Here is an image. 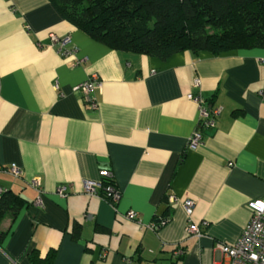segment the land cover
I'll return each mask as SVG.
<instances>
[{
	"label": "crops",
	"instance_id": "0c3cea01",
	"mask_svg": "<svg viewBox=\"0 0 264 264\" xmlns=\"http://www.w3.org/2000/svg\"><path fill=\"white\" fill-rule=\"evenodd\" d=\"M51 33L71 37L65 54ZM92 73L95 107L74 89ZM261 91L264 48L159 59L92 38L51 0H0V195L23 198L0 223V264H31L33 250L51 254L49 264H225L217 244L234 243L249 201L264 199ZM198 92L221 113L191 148L199 115L189 95ZM11 164L19 177L5 170ZM102 168L113 173L116 203L83 189Z\"/></svg>",
	"mask_w": 264,
	"mask_h": 264
},
{
	"label": "trees",
	"instance_id": "16d2710c",
	"mask_svg": "<svg viewBox=\"0 0 264 264\" xmlns=\"http://www.w3.org/2000/svg\"><path fill=\"white\" fill-rule=\"evenodd\" d=\"M61 15L111 48L165 59L181 50L219 55L264 48V0H51ZM23 198L0 195V223ZM4 232L0 231V236ZM31 264H49L30 252Z\"/></svg>",
	"mask_w": 264,
	"mask_h": 264
},
{
	"label": "built area",
	"instance_id": "2783aa9c",
	"mask_svg": "<svg viewBox=\"0 0 264 264\" xmlns=\"http://www.w3.org/2000/svg\"><path fill=\"white\" fill-rule=\"evenodd\" d=\"M50 41L57 45L58 50L62 53H66L65 46L71 42L69 35L60 37L54 33L49 35ZM72 51H76L75 49ZM84 57L75 60V64H79L84 61ZM200 79L195 78L193 86L200 88ZM101 82L96 74L92 73L87 79L79 83L75 90H80L86 101H89L92 107H95L96 100L93 94L99 91ZM261 95H264V91H261ZM189 97L196 102L198 107V127L192 133L188 139V147L196 148L203 142V136L200 128H212L216 124V119L221 113L220 107L209 108L204 104L200 93L196 95H189ZM15 177H19L22 174V169L16 164H11L5 169ZM99 180H85L83 183V189L87 194H100V196L111 202L116 203L120 198V192L114 182L113 173L111 170L102 168L99 170ZM29 185L37 192L35 203L42 204L41 193L43 191L40 180L37 177H33L29 181ZM1 191V190H0ZM55 192L60 196L66 195V186H58ZM174 199V196L171 197ZM187 213L192 212L193 202L191 200L185 201ZM248 206L251 211V217L246 228L239 236V238L232 244L218 243L217 247L222 251L225 256V264H264V199H253L249 201ZM127 219L133 220L138 224H141L140 218L137 213L129 210L125 214ZM155 227V225H152ZM188 230L192 233L199 235L198 226L191 224ZM176 256L183 254V249L178 248L175 250Z\"/></svg>",
	"mask_w": 264,
	"mask_h": 264
}]
</instances>
